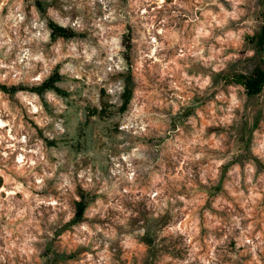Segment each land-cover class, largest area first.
Instances as JSON below:
<instances>
[{
  "label": "clouds",
  "instance_id": "9594fccd",
  "mask_svg": "<svg viewBox=\"0 0 264 264\" xmlns=\"http://www.w3.org/2000/svg\"><path fill=\"white\" fill-rule=\"evenodd\" d=\"M0 181V264H264V0H0Z\"/></svg>",
  "mask_w": 264,
  "mask_h": 264
},
{
  "label": "trees",
  "instance_id": "16d2710c",
  "mask_svg": "<svg viewBox=\"0 0 264 264\" xmlns=\"http://www.w3.org/2000/svg\"><path fill=\"white\" fill-rule=\"evenodd\" d=\"M258 75H259V72H258ZM257 82H259V81H257Z\"/></svg>",
  "mask_w": 264,
  "mask_h": 264
},
{
  "label": "rangeland",
  "instance_id": "374dc122",
  "mask_svg": "<svg viewBox=\"0 0 264 264\" xmlns=\"http://www.w3.org/2000/svg\"><path fill=\"white\" fill-rule=\"evenodd\" d=\"M0 183H2V181H0Z\"/></svg>",
  "mask_w": 264,
  "mask_h": 264
}]
</instances>
